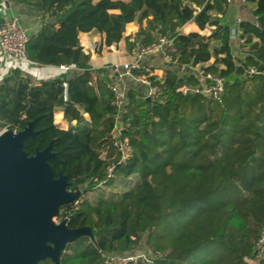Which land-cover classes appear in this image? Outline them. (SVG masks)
<instances>
[{
	"label": "trees",
	"instance_id": "trees-1",
	"mask_svg": "<svg viewBox=\"0 0 264 264\" xmlns=\"http://www.w3.org/2000/svg\"><path fill=\"white\" fill-rule=\"evenodd\" d=\"M17 2L33 6L42 20L28 36V58L69 67L36 83L18 69L0 80V129L19 131L33 122L35 135L23 149L32 155L50 144L54 177L65 175L67 189L79 192L57 216L69 228L92 232L67 243L59 264H108L104 253L142 249L155 254L152 261L129 264H264V74L242 77L244 66L264 63V0H239L251 9L237 25L238 63L222 19L225 0ZM123 22L138 24L135 35H125ZM189 22L198 30L181 32ZM207 26L214 29L202 34ZM91 30L101 35L98 52L121 43L133 51L159 35L168 38L162 76L142 66L132 71L150 78L156 97L147 101L135 82L116 107V74L93 67L80 44L79 34ZM198 65L203 75L225 79L220 99L180 90L204 83L192 70ZM64 107L66 128L55 122ZM116 122L132 147L124 161L112 145Z\"/></svg>",
	"mask_w": 264,
	"mask_h": 264
},
{
	"label": "water",
	"instance_id": "water-1",
	"mask_svg": "<svg viewBox=\"0 0 264 264\" xmlns=\"http://www.w3.org/2000/svg\"><path fill=\"white\" fill-rule=\"evenodd\" d=\"M32 125L0 132V264H38L47 258L59 264L67 243L92 236L88 226L69 228L66 219L54 221L60 207L75 202L79 192L67 189L65 175L54 177L50 144L32 155L23 149L35 135Z\"/></svg>",
	"mask_w": 264,
	"mask_h": 264
},
{
	"label": "crops",
	"instance_id": "crops-1",
	"mask_svg": "<svg viewBox=\"0 0 264 264\" xmlns=\"http://www.w3.org/2000/svg\"><path fill=\"white\" fill-rule=\"evenodd\" d=\"M249 8L251 9L250 5H248L245 10L240 4L239 0H232V2L227 3L226 12L222 16L223 22L228 23L231 28L234 27L238 19L243 20L248 18L249 15L247 10ZM111 12L117 13L118 11L111 10ZM12 16L19 17L22 26L27 29L28 35L37 31L42 23L38 11L33 6L25 3H19L17 0H0V24ZM218 16L221 17V14H218ZM125 27V35H135L136 31L138 30V24L135 22L126 23ZM213 29L214 26H207L201 31V33L208 35ZM179 30L181 32L187 33L189 31L198 30V27L193 22H189L183 27L179 28ZM79 40L83 49L90 53L92 66L95 68L106 66L110 74H112L110 71L111 65L121 64L123 62H131L135 59L133 51L126 50L123 43L119 45L118 49H113L111 51H106L103 49L101 52H98L101 35L97 30L81 32L79 34ZM230 43L233 57L238 63L242 58L239 40L231 39ZM91 48L93 51H91ZM210 61H213V59ZM168 62V58L162 51L147 54L139 60V63L142 67L149 68L150 73L157 76L163 75ZM14 69H18L23 76L28 77L33 83H36L40 80L56 78L62 73L66 72V70L61 69L60 66L16 62L10 57L3 56L0 53V80L6 75L10 74ZM177 69L178 72L182 74L184 67L177 65ZM192 70L199 77L200 81H203L199 75V65L194 67ZM114 83L126 93L129 86L135 83V78L133 75L114 76ZM55 122L61 124V126L64 128L68 126V121L64 117L62 108L57 110L55 114ZM74 123V121L71 122V124Z\"/></svg>",
	"mask_w": 264,
	"mask_h": 264
},
{
	"label": "built area",
	"instance_id": "built-area-1",
	"mask_svg": "<svg viewBox=\"0 0 264 264\" xmlns=\"http://www.w3.org/2000/svg\"><path fill=\"white\" fill-rule=\"evenodd\" d=\"M226 3L232 2V0H225ZM241 21L238 19L235 23V26L230 30V39H237V25ZM27 29L24 28L21 24V21L18 16H12L4 20L0 24V53L3 56L10 57L16 62H24L28 64H34L26 54V44L28 40ZM169 44L168 38L165 36H157V38L150 44L138 46L133 50L135 59L131 62H123L121 64H113L110 66V71L115 73L116 76L122 75H132L134 69L139 68L141 65L139 60L147 55L154 52L162 51L164 52L165 47ZM88 53L86 50H84ZM91 51L93 49L91 48ZM169 60V57L166 56ZM60 68L63 70H68L69 67L66 65H60ZM255 74H264V63L258 65L244 66L243 67V78H248L251 75ZM201 79L204 81L203 84L196 86L184 85L180 88L183 93L187 92H198L204 95H208L214 99H220L221 94L225 89V79L221 76H214L210 73L203 75L199 71ZM135 82L142 86L145 89L147 97L153 98L157 96L158 87L148 78L147 76L140 75L134 76ZM112 91L114 93V103L118 109H121L125 102L126 93L119 88L115 83L112 85ZM66 97H64V100ZM113 142L112 145L121 161L126 160L132 151L131 144L129 143L126 137L121 135V124L116 122L112 129ZM113 165L111 164L108 167L107 176L112 175ZM264 242V233L259 239V244ZM153 254L148 249H142L139 251L126 253V254H107L102 255L104 261L108 264H129L135 263L138 261L150 263L154 258Z\"/></svg>",
	"mask_w": 264,
	"mask_h": 264
},
{
	"label": "rangeland",
	"instance_id": "rangeland-1",
	"mask_svg": "<svg viewBox=\"0 0 264 264\" xmlns=\"http://www.w3.org/2000/svg\"><path fill=\"white\" fill-rule=\"evenodd\" d=\"M1 131H3V130L0 129V132H1ZM57 215H58V214H57ZM54 221H55V222H59V216H56V217L54 218Z\"/></svg>",
	"mask_w": 264,
	"mask_h": 264
},
{
	"label": "flooded vegetation",
	"instance_id": "flooded-vegetation-1",
	"mask_svg": "<svg viewBox=\"0 0 264 264\" xmlns=\"http://www.w3.org/2000/svg\"><path fill=\"white\" fill-rule=\"evenodd\" d=\"M59 213V212H58ZM59 221H60V219H59Z\"/></svg>",
	"mask_w": 264,
	"mask_h": 264
}]
</instances>
